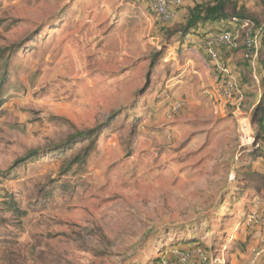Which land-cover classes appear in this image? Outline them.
<instances>
[{
	"label": "rangeland",
	"instance_id": "obj_1",
	"mask_svg": "<svg viewBox=\"0 0 264 264\" xmlns=\"http://www.w3.org/2000/svg\"><path fill=\"white\" fill-rule=\"evenodd\" d=\"M233 5L256 21L236 28L255 81L239 107L213 92L208 34L183 38L188 9L163 23L140 0H0V264H246L264 60L244 39L264 0Z\"/></svg>",
	"mask_w": 264,
	"mask_h": 264
},
{
	"label": "built area",
	"instance_id": "obj_2",
	"mask_svg": "<svg viewBox=\"0 0 264 264\" xmlns=\"http://www.w3.org/2000/svg\"><path fill=\"white\" fill-rule=\"evenodd\" d=\"M148 3L151 13L161 22H171L174 17L179 13L180 8L183 6L185 0H140ZM193 2H199L201 0H190ZM237 23H240L236 21ZM244 28L248 27V24H243ZM261 41L259 31H253L252 28L248 30L244 39V47L246 57L252 59L251 65L254 66V59L257 56V49ZM200 43L201 48L205 52V55L211 61L213 66L212 76L216 83L214 92L220 97L221 100L227 104H237L238 107L243 102L244 97L239 81L233 75L229 66L223 61L219 49L221 47H229L237 49V38L231 31H223L220 33L212 34ZM258 82V78L255 77ZM237 107V108H238ZM239 110V109H237ZM247 225L259 224L264 222L263 218L259 214H252L249 216ZM264 257V236H259L256 239L255 244L250 250V254L246 264H258V262Z\"/></svg>",
	"mask_w": 264,
	"mask_h": 264
},
{
	"label": "trees",
	"instance_id": "obj_3",
	"mask_svg": "<svg viewBox=\"0 0 264 264\" xmlns=\"http://www.w3.org/2000/svg\"><path fill=\"white\" fill-rule=\"evenodd\" d=\"M232 11L234 12L233 16L230 15V12ZM188 12L189 13L186 18L185 25L182 29V32L184 34L183 36L184 39L190 34V32L201 35L202 33L200 32V29L203 25H205L208 22H215L220 19L229 20V21H238L241 23L256 22L255 20L249 17L248 15L249 13L247 9L242 8L238 10L237 5H233V0H212L210 2L200 3V4H197L195 7H193L192 9H189ZM254 28H255V31L260 32V36H261V42H260L261 44L258 47L259 50L257 49V56L259 57L261 55V51H262L261 49L264 48V40H262L264 38L263 37L264 25L258 26V27L256 25L254 26ZM223 31H225V29ZM206 36L203 35V39H205ZM260 64L261 66L264 65L263 62L262 63L260 62ZM254 84H255V81H250L246 83V86L253 87ZM246 86L241 81L240 87L242 89L244 99H245L244 92L246 90L245 89ZM258 87L260 88V91L262 90L264 92V82L262 84L261 83L258 84ZM263 122H264V114L259 124L261 125L262 130H263V127H262ZM3 205L8 206V211L14 213L16 216L18 217L24 216V213H20L21 211L16 206V201L14 199H12V203L4 202Z\"/></svg>",
	"mask_w": 264,
	"mask_h": 264
},
{
	"label": "crops",
	"instance_id": "obj_4",
	"mask_svg": "<svg viewBox=\"0 0 264 264\" xmlns=\"http://www.w3.org/2000/svg\"><path fill=\"white\" fill-rule=\"evenodd\" d=\"M210 1H212V0H201L199 2H193L190 0H185L183 6L181 7V10L182 9L183 10L181 12L180 11L179 12L182 13L184 11V9L189 10V9H192L193 7H195L197 4L210 2ZM239 26L241 28H244V26H243V24H241V22L237 23L236 21L234 22V21L220 19V20H217L215 22L206 23L205 25H203L201 27L200 32H203L204 34H208L206 36V37H208L212 34L223 32L224 29H225V31L229 29L228 31H231V32H233L234 35H236V28ZM263 37H264V33H263ZM262 40H264V38ZM194 41L196 42L197 40H194ZM197 42H200V41H197ZM244 50H245V48H244ZM258 50H259V48H258ZM261 50H262L261 56H262V59L264 60V48ZM219 51H220V55L224 61H227L228 64L231 62V64H230L231 66L229 65V68L231 69L235 78L241 83L242 80H241L240 75L238 74V71L240 68L244 67V64H242V61H240L241 56H242L240 54V52L236 53L235 49L229 48V47H221L219 49ZM212 89H214V86L212 87ZM213 92H214V90H213ZM217 98L220 99V97L218 95H217ZM259 225L263 226L261 223H259ZM259 233H260V234H258L259 236H264V229L259 230ZM258 235L256 233L255 237ZM258 264H264V257L258 262Z\"/></svg>",
	"mask_w": 264,
	"mask_h": 264
}]
</instances>
